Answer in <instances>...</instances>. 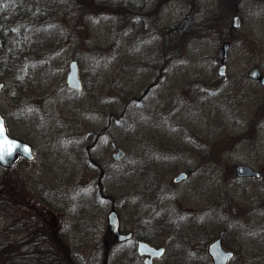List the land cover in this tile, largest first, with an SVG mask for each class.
I'll return each mask as SVG.
<instances>
[{"label":"rangeland","instance_id":"rangeland-1","mask_svg":"<svg viewBox=\"0 0 264 264\" xmlns=\"http://www.w3.org/2000/svg\"><path fill=\"white\" fill-rule=\"evenodd\" d=\"M0 22V110L36 154L0 166V203L58 245L33 264H143L136 243L105 234L111 209L167 247L155 264H211L223 229L230 264H264V87L248 77L264 73V0H0ZM238 164L262 177H237ZM8 227L0 212V236ZM16 251L0 264H18Z\"/></svg>","mask_w":264,"mask_h":264},{"label":"water","instance_id":"water-1","mask_svg":"<svg viewBox=\"0 0 264 264\" xmlns=\"http://www.w3.org/2000/svg\"><path fill=\"white\" fill-rule=\"evenodd\" d=\"M242 26V19L239 15H235L233 17V28H240ZM1 41V39H0ZM230 43L226 42L219 53V59L222 61L218 69V74L224 77V80H227V65L224 62L227 50L229 49ZM248 76L256 81H259L262 86H264V74L261 72L259 67L252 68ZM67 83L72 88L77 90L82 88V82L79 78L78 74V64L76 61H73L70 65V72L67 77ZM5 83L0 82V92L4 88ZM113 146L116 147V144L113 143ZM125 152L123 149L118 148L117 151L113 154L115 160H120L124 156ZM0 155L3 156L0 159V166L3 168H11L15 162L19 158H25L29 161L35 159L34 146L24 141L20 138L13 137L10 135L8 131V127L6 124V119L4 115L0 111ZM236 174L240 178H248V177H259L260 172L253 169L251 166L246 164H239L236 167ZM187 173L181 172L174 177V182L179 183L187 178ZM109 225L111 234L114 235L117 240L123 241L132 236V233L124 234L120 231V222L118 218V214L116 211H111L108 215ZM224 235V231L220 233V237L215 240L210 245V253L213 256L214 264H227L228 260L232 257L233 253L231 251H227L222 247V237ZM165 252L164 247L156 248L150 245L148 242L140 241L138 244V253L141 256H146L145 264H154V258H159Z\"/></svg>","mask_w":264,"mask_h":264},{"label":"trees","instance_id":"trees-1","mask_svg":"<svg viewBox=\"0 0 264 264\" xmlns=\"http://www.w3.org/2000/svg\"><path fill=\"white\" fill-rule=\"evenodd\" d=\"M2 33V31H1ZM3 40V39H2ZM3 41L0 44V47H2ZM11 205V204H10ZM8 203L4 204L3 202L0 203V212L3 214L4 217H6L7 222L9 223V227L7 230V235L2 234L0 237L2 239L8 240V245L3 246V244L0 243V251L3 253H12L9 252L10 249L18 250L16 252H19L20 254L17 255L18 257V264H33V259L36 256H40V263L42 262H49L48 258L46 257L45 253L47 254L48 246H51L53 248H57L55 246L57 245V240L54 241L55 246L53 243H49L47 240L48 237L40 233V238L36 237L37 234L34 233V229H31L30 227L26 226H20L22 212L16 208V206H10ZM13 221L16 222V225L13 224L10 225V223H13ZM9 231V232H8ZM228 231V230H227ZM43 235V236H42ZM40 246V253L41 255L33 254L34 251L39 252L37 249ZM65 248L68 249L67 246ZM43 251V252H42ZM52 251H55V249H52ZM23 254V255H21Z\"/></svg>","mask_w":264,"mask_h":264},{"label":"flooded vegetation","instance_id":"flooded-vegetation-1","mask_svg":"<svg viewBox=\"0 0 264 264\" xmlns=\"http://www.w3.org/2000/svg\"><path fill=\"white\" fill-rule=\"evenodd\" d=\"M72 61H76L77 63H78V69L80 68V65H79V62H78V60L77 59H73ZM72 61L70 62V65H71V63H72ZM70 65H69V68H70ZM70 71V70H69ZM68 76V75H67ZM66 84H67V87L73 92V93H78V92H80V91H82L83 90V87H82V89L81 90H77V89H75V88H72L71 86H69V84L67 83V77H66ZM83 84V83H82ZM113 143L114 142H111V147L115 150L114 152H116V148H118V146H117V144H116V147H114L113 146ZM125 156V155H124ZM124 156L121 158V159H123L124 158ZM120 159V160H121ZM120 160H118V161H120ZM239 165V164H238ZM237 165V166H238ZM247 165V164H246ZM236 166V167H237ZM250 166V165H249ZM236 167H235V171H236ZM252 167V166H251ZM253 168V167H252ZM253 169H255V168H253ZM255 170H257V171H259L260 172V176L259 177H250V178H257V179H260L261 177H262V172L260 171V170H258V169H255ZM181 172H185V173H187V175L189 174V173H191L192 172V170L191 169H187V171H181ZM180 172V173H181ZM179 174V173H178ZM188 177V176H187ZM187 179V178H186ZM185 179V180H186ZM184 181V180H183ZM182 182V181H181ZM180 183V182H179ZM86 208L85 207H83L82 208V210L81 211H83V210H85ZM111 211H116L115 209H111ZM110 211V212H111ZM109 212V213H110ZM117 212V211H116ZM109 213H108V215H109ZM117 214H118V212H117ZM108 215H107V225H108V231L105 233L107 236H109L112 240H114L116 243H119V244H125V243H128V242H131V243H136V252H137V255L139 256V257H141L142 259H143V264H145V260H146V256H141L139 253H138V244H139V242L140 241H145V242H148L150 245H152V246H154V247H156V248H159V247H164V249H165V252L163 253V255L162 256H160L159 258H154V260H153V263L155 264V261L156 260H159V259H162L166 254H167V252H168V250H167V247L166 246H163V245H160V246H156V245H153L152 243L154 242L152 239H151V237H149V238H145V237H142L141 235L139 236L138 234L136 235L135 234V232H133V231H125V230H123L122 228H121V221H120V217H119V214H118V218H119V222H120V231L122 232V233H124V234H127V233H132V236L130 237V238H128V239H126V240H123V241H119V240H117V238L114 236V235H112L111 234V231H110V225H109V220H108ZM222 231H224V235H223V237H222V240H221V243H222V247L225 249V250H227V251H231L232 253H233V255H232V257L228 260V262H227V264H230V262L233 260V259H235L236 257H237V251H235L234 249H232V248H226V246L224 245V243H225V239H226V235H227V233H228V231L227 230H222ZM222 231H220V233L222 232ZM89 233L90 232H88V230L86 231H84L83 232V235H82V239L84 240V239H88L89 237H90V235H89ZM220 233L218 234V236L216 237V238H214L208 245H207V250H206V254H207V259L210 261V263L211 264H214V259H213V256H212V254L210 253V251H209V249H210V245H211V243H213L215 240H217L219 237H220ZM82 239H80V241L82 240ZM73 241H74V243H77L76 241H75V239H74V236H73ZM179 262H181V261H178V263Z\"/></svg>","mask_w":264,"mask_h":264},{"label":"snow or ice","instance_id":"snow-or-ice-1","mask_svg":"<svg viewBox=\"0 0 264 264\" xmlns=\"http://www.w3.org/2000/svg\"><path fill=\"white\" fill-rule=\"evenodd\" d=\"M3 158V156L2 155H0V159H2Z\"/></svg>","mask_w":264,"mask_h":264}]
</instances>
